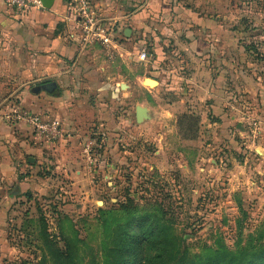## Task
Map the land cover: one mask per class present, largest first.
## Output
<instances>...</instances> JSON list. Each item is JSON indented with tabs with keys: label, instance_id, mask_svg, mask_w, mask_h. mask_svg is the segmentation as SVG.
Returning a JSON list of instances; mask_svg holds the SVG:
<instances>
[{
	"label": "rangeland",
	"instance_id": "374dc122",
	"mask_svg": "<svg viewBox=\"0 0 264 264\" xmlns=\"http://www.w3.org/2000/svg\"><path fill=\"white\" fill-rule=\"evenodd\" d=\"M185 35L179 37L183 42ZM164 39L172 60L165 68L170 71L181 59L179 43ZM142 49L154 52L153 41ZM260 56L264 60V50H252L255 60ZM156 58L161 56H149V65ZM184 64L188 80L179 93L165 88L171 72L158 66L151 70L158 85L144 83L149 88H143L130 79L133 92L122 100L125 114L116 139H109L98 118L91 123L83 119L74 129L77 135L64 138V147L46 141L39 153L34 128L18 117L28 109L16 99L0 105V264H53L46 236L63 248L69 239L81 264H104L105 219H124L120 205L131 200L141 209L161 203L193 253L208 247L264 246V141L258 118L241 125L214 124L207 91L212 73ZM77 86L79 94L72 97L82 109L78 118L84 115V105L97 100L85 85ZM122 90L129 91L126 86ZM172 102L189 105V114L198 118L195 139H184L175 123L183 112L168 120V126L137 124L136 105L158 108L152 111L158 115ZM252 104L258 102L252 99ZM90 139L93 164L87 152ZM14 190L18 193L12 195Z\"/></svg>",
	"mask_w": 264,
	"mask_h": 264
},
{
	"label": "crops",
	"instance_id": "0c3cea01",
	"mask_svg": "<svg viewBox=\"0 0 264 264\" xmlns=\"http://www.w3.org/2000/svg\"><path fill=\"white\" fill-rule=\"evenodd\" d=\"M94 4L108 32L106 41H82L68 0H54L50 8L29 7L20 12L0 0V105L16 99L28 112L58 119L63 135L54 143L60 147L65 146L64 138L77 135L74 129L84 124L83 119L91 123L98 118L109 130V139H116L125 114L122 100L133 92L130 79L149 88L144 83L151 85L153 80L155 85L158 78L145 79L156 77L151 70L159 67L171 72L165 88L179 93L188 80L186 62L212 73L207 91L213 123L223 126L237 121L241 125L246 119L258 118L260 141H264V60L252 57L253 49L264 50V0H94ZM183 33L185 42L179 38ZM164 37L176 38L179 43L181 59L170 71L165 68L172 60L167 57ZM150 40L154 44L150 56H161L151 65L138 56ZM48 83L56 85L53 93L42 88ZM81 84L90 89V95H96L97 101L84 105V115L77 118L82 109L75 105L77 100L72 95L79 94L77 85ZM123 84L128 92L122 90ZM252 99L258 104L253 105ZM147 108L145 126L160 122L168 126L176 113H189L190 109L189 105L172 102L155 115L152 111L158 108ZM243 109L246 112L240 117ZM34 140L36 152H42L41 145L48 142H42L37 134Z\"/></svg>",
	"mask_w": 264,
	"mask_h": 264
},
{
	"label": "trees",
	"instance_id": "16d2710c",
	"mask_svg": "<svg viewBox=\"0 0 264 264\" xmlns=\"http://www.w3.org/2000/svg\"><path fill=\"white\" fill-rule=\"evenodd\" d=\"M198 122V118L189 113L177 118L184 139L197 137ZM16 193L18 191L14 190L12 195ZM148 206L141 209L131 200L130 205H120L124 219H105L107 243L104 264H264V246L241 247L238 250L225 246L208 247L201 253H193L185 246L184 238L175 232L163 205L154 202ZM108 213L111 215L114 212ZM46 240L53 264H81L69 239L64 248L48 236Z\"/></svg>",
	"mask_w": 264,
	"mask_h": 264
},
{
	"label": "built area",
	"instance_id": "2783aa9c",
	"mask_svg": "<svg viewBox=\"0 0 264 264\" xmlns=\"http://www.w3.org/2000/svg\"><path fill=\"white\" fill-rule=\"evenodd\" d=\"M8 6L17 11H24L29 7L38 9L44 8L41 0H6ZM71 12L77 17V27L82 31V41L88 42L95 39L108 40V32L102 25V19L98 15L94 0H68ZM139 59L147 60L150 54L146 49L139 52ZM15 113H19L18 109H14ZM19 118L27 119L33 126L34 132L40 139L44 141L54 142L63 135V128L60 121L56 118L44 117L41 114L25 112L18 115ZM94 140L90 139L87 144V152L89 155V163L93 164L94 160L89 153L92 151L91 145Z\"/></svg>",
	"mask_w": 264,
	"mask_h": 264
},
{
	"label": "water",
	"instance_id": "95a60500",
	"mask_svg": "<svg viewBox=\"0 0 264 264\" xmlns=\"http://www.w3.org/2000/svg\"><path fill=\"white\" fill-rule=\"evenodd\" d=\"M41 1L43 3V6L46 7V8L52 7V5L54 3V0H41ZM151 79H155V78H146L145 79V82L147 80H151ZM156 84H157V80H156ZM124 86H125V84H123V87ZM42 88L44 90L52 93L53 90L56 88V85L54 83H48L46 85H43ZM42 88H40V89H42ZM147 118H149V114H148L147 108H145L143 106H140V105H137L136 106V120H137V122H142V121H144ZM29 161H34V158L33 157H30L29 158Z\"/></svg>",
	"mask_w": 264,
	"mask_h": 264
},
{
	"label": "bare ground",
	"instance_id": "6f19581e",
	"mask_svg": "<svg viewBox=\"0 0 264 264\" xmlns=\"http://www.w3.org/2000/svg\"><path fill=\"white\" fill-rule=\"evenodd\" d=\"M151 82L153 83L154 81H153V80H151Z\"/></svg>",
	"mask_w": 264,
	"mask_h": 264
},
{
	"label": "flooded vegetation",
	"instance_id": "af4514ba",
	"mask_svg": "<svg viewBox=\"0 0 264 264\" xmlns=\"http://www.w3.org/2000/svg\"><path fill=\"white\" fill-rule=\"evenodd\" d=\"M53 93V92H52Z\"/></svg>",
	"mask_w": 264,
	"mask_h": 264
}]
</instances>
